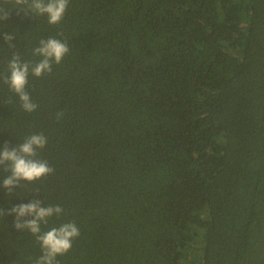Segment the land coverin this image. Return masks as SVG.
<instances>
[{"label": "trees", "instance_id": "trees-1", "mask_svg": "<svg viewBox=\"0 0 264 264\" xmlns=\"http://www.w3.org/2000/svg\"><path fill=\"white\" fill-rule=\"evenodd\" d=\"M48 37L69 52L29 75V113L3 76ZM34 133L54 172L0 186V208L60 205L42 230L75 221L80 235L59 264H264V0H69L58 24L12 8L0 150ZM14 218L0 216V264H34Z\"/></svg>", "mask_w": 264, "mask_h": 264}, {"label": "clouds", "instance_id": "clouds-1", "mask_svg": "<svg viewBox=\"0 0 264 264\" xmlns=\"http://www.w3.org/2000/svg\"><path fill=\"white\" fill-rule=\"evenodd\" d=\"M11 4L12 6L6 7ZM69 0H3L0 4V21L7 20L9 11L17 8L32 16H47L49 24H58L64 17ZM4 41L9 47H15L12 41L14 35L4 33ZM69 52L66 41L56 37L40 39L38 46L32 49V55L40 57L36 62L23 60L20 54L13 53L8 61L7 74L3 76V82L14 92L20 102L21 108L26 112H33L38 105L32 101L26 90L29 75L37 78L50 74L53 65L62 62ZM60 119L63 113H57ZM47 144V137L43 133H34L26 136L22 143L9 147L5 143L0 150V169L9 173L2 186L9 195L28 183L34 182L54 172L46 160L39 158L40 150ZM26 182V183H22ZM42 201L33 199L28 203L14 205L7 211L0 208V216H15L13 226L17 230L27 231L35 237L40 245L41 255L34 264H59L58 256L65 255L72 248V242L80 235L79 227L75 221H68L59 226H52L48 230H42V225L47 226L50 218L59 217L64 209L60 205H48L43 207ZM26 217H30L26 219Z\"/></svg>", "mask_w": 264, "mask_h": 264}]
</instances>
